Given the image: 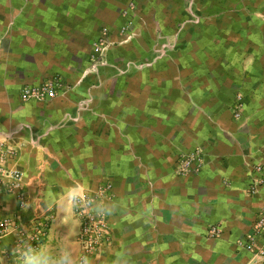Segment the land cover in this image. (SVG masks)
I'll return each mask as SVG.
<instances>
[{"label":"crops","instance_id":"1","mask_svg":"<svg viewBox=\"0 0 264 264\" xmlns=\"http://www.w3.org/2000/svg\"><path fill=\"white\" fill-rule=\"evenodd\" d=\"M146 2L138 0L133 38L123 41L126 19L108 0H0V131L29 123L45 132L39 146L27 142L28 131L20 137L26 215L52 212L48 236L79 255L71 197L111 183L112 239L89 256L93 264H113L126 250L131 264H250L239 242L264 207V175L254 168L264 164V0H204L201 10L213 15L192 30L221 28L224 39L185 32L177 53L157 57L156 68L118 76L113 66L156 58L159 30L172 33L183 17L182 5L155 16L163 8ZM103 26L117 42L110 63L81 81ZM215 40L227 48L205 52ZM56 74L71 83L56 100L20 102L21 86ZM86 97L89 110L65 122ZM196 148L200 172L178 174V155ZM17 212L16 193L0 192V216ZM12 239L0 240L4 259Z\"/></svg>","mask_w":264,"mask_h":264},{"label":"rangeland","instance_id":"2","mask_svg":"<svg viewBox=\"0 0 264 264\" xmlns=\"http://www.w3.org/2000/svg\"><path fill=\"white\" fill-rule=\"evenodd\" d=\"M103 1L105 2L107 0H103ZM108 1L110 2V5H115V9L116 10L118 9V11L121 13V16H124L126 19V23L123 24L121 28H119V31H118L119 35L124 38L123 41L131 40L133 38V33H134L133 31L134 25H135L134 19H135V16H137V15L134 16V14H136L135 11H136V8L138 7V0H123L124 5H122L121 8H118L116 6L115 0H108ZM205 1L206 3H211L210 1H214V0H205ZM203 2L204 0H147L146 3L152 6V8L154 7L163 8L162 9L163 12L161 13L156 12L154 14L155 16L164 15V11L167 10L166 11L167 13L168 10H172V8L179 10L178 8L179 5H182V8H180V10L184 11L181 13L183 17L181 16L178 22L174 25V28H173L174 30L172 31V33L164 34L161 32V30H159V33H158L159 41L157 42L155 46L156 58H151V59H146V60L141 59L140 61H130L125 66L123 65L113 66L114 69H116L117 72H119L117 73V75L120 76L119 74H122L123 76V74H130L136 69L143 70V69L156 68V65L154 64L155 59H158L164 55L168 56L170 54L177 53V51L180 49L182 38L185 32L189 34H193L192 38L199 35L203 37L204 39L203 34L205 33L206 35H210L211 37L218 36L219 42L221 39H224L223 34H225L226 32H224L223 31L224 29H221V28L216 27V31L213 29L207 28L203 32L202 30H192L193 28L195 29L196 27H198L202 23V21L206 18V16L213 15V13L203 12V10H201L203 6ZM109 28L112 29L109 26H103L101 28L100 34L97 40L95 41V43L93 44V52L89 60L90 66H88V68H86L83 71L81 81H83L86 78V76L89 75L90 73L98 74L99 69L101 67H105L109 65L110 49L112 48L113 45L117 43V42H111V39H110L111 30ZM105 32H106V36H105L106 38L103 41L104 45L102 46L101 50H98L96 46L100 43V40L103 39ZM214 42H215L214 48L209 46L207 43L203 44V45H208L205 52L213 53L215 52V49L227 48V44H224V43L218 44V40H215ZM195 47H199V46H195ZM194 49L196 50V48ZM202 62L201 63L203 65L204 60ZM219 62L222 65L228 64V61L226 60H222ZM186 65H188L191 68H194V71L198 72L199 62L190 60L187 62ZM69 88H71V83L65 77L61 76V74H56L50 77H46L38 83L24 84L19 89L18 97L21 103L35 101L41 104H48L51 101L56 100L63 92H65V90ZM237 98L239 99L240 102H238V108L237 109L235 108L233 110L234 112L233 114L236 117H240L243 111L241 109V96L238 95ZM90 104H91V100L89 99V97L88 99L87 97L81 99L78 102L77 107H76V115L75 116L66 115L64 117V121L65 122H78L80 114L89 110ZM54 128L55 126L53 127V129ZM24 131H28L30 133V138L27 142L35 146H39L42 138L45 136L44 131L42 132L37 131L29 123H21L20 125L8 131H2V130L0 131V141L7 143L8 145L12 146V148L15 150L14 157L11 161H9L8 165L12 169L19 170L22 173L23 186H24V180H23L24 171L19 167V156H20L21 148L24 143L20 137ZM180 157H181V154H179L176 159V172L178 174H180L178 170V166L180 163L179 161ZM105 185H109L111 187V192H112L111 183H107ZM100 187H98V189ZM97 190L94 193L84 194L82 196L93 195L97 192ZM24 191L27 196V203L24 204V207L28 208V205L30 204V199H29L30 195L28 193V190L25 189V186H24ZM0 192H8V191L3 190ZM78 197H81V196H78ZM16 200H17V196H16ZM110 200L102 199L101 201L97 202V205L105 206V203ZM17 204H18L19 214L17 212L15 216H9L6 218L0 216V220L8 219V223H9L8 227L6 226V231L3 233L0 240L6 235H11L13 236V239L10 243L11 245L13 244V246H18L19 241L27 240L33 245L41 246L44 249L51 250L53 252H55L59 248H64V246H61L58 239H53V238L51 239V237L48 236L50 233L49 228H50V223H51V218H52V212H50L51 214L47 215V217L46 216L38 217L37 213L36 214L28 213V215H26L27 214L26 210L19 205L18 200H17ZM75 206H76V202H75ZM39 208H41V205L40 206L37 205L35 207L36 210H38ZM35 209H33V211L30 210V212H37L35 211ZM75 215H76V212H75ZM107 220H108L109 231H110L111 239H112V230L110 227L108 215H107ZM78 238H79V234H78ZM78 238L76 241H78L79 243ZM109 244L110 243H108V245L106 246H109ZM79 247H80V243H79ZM80 254H81V248H80L79 255ZM4 262L5 264H14V261L10 255H7L6 259H4Z\"/></svg>","mask_w":264,"mask_h":264},{"label":"built area","instance_id":"3","mask_svg":"<svg viewBox=\"0 0 264 264\" xmlns=\"http://www.w3.org/2000/svg\"><path fill=\"white\" fill-rule=\"evenodd\" d=\"M105 36L106 32L104 33L103 39L96 46L98 50L102 49L104 45L103 41L106 38ZM14 154L15 150L12 146L0 141V191L16 192L17 200L22 207V205L27 203V196L22 183V173L19 170L12 169L8 165L9 161L13 159ZM179 161L178 170L180 174L198 173L204 164L202 150L196 148L191 152L183 153ZM254 168L257 172L264 175V164H255ZM260 181L258 180L257 183H260ZM256 184H251L249 188L251 193L257 191ZM111 198V187L109 185H103L95 194L81 196L76 201L75 212L81 226L78 238L81 254L90 256L110 243L111 234L107 215H97L93 209L97 206L98 201L102 199L110 200ZM8 225V219L0 220V238L6 231V226L8 227ZM220 232L221 229L219 226H211L209 229V233L212 236L219 235ZM239 244L251 253L252 258L250 264H264V207L260 210L252 231Z\"/></svg>","mask_w":264,"mask_h":264},{"label":"clouds","instance_id":"4","mask_svg":"<svg viewBox=\"0 0 264 264\" xmlns=\"http://www.w3.org/2000/svg\"><path fill=\"white\" fill-rule=\"evenodd\" d=\"M75 203L79 197H71ZM22 207L26 210L24 205ZM97 215H111V209L97 205L93 209ZM4 254L10 255L14 264H93V259L86 254L76 255L71 249L59 248L55 252L41 246L33 245L27 240L19 241L18 246L4 249ZM132 254L127 250L121 257L114 259L113 264H131ZM0 264H4V255L0 254Z\"/></svg>","mask_w":264,"mask_h":264}]
</instances>
